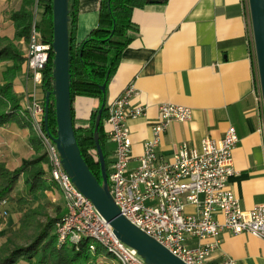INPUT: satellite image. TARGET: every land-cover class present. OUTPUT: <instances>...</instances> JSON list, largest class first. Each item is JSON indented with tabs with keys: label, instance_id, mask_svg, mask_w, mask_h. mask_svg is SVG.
Returning a JSON list of instances; mask_svg holds the SVG:
<instances>
[{
	"label": "crops",
	"instance_id": "crops-1",
	"mask_svg": "<svg viewBox=\"0 0 264 264\" xmlns=\"http://www.w3.org/2000/svg\"><path fill=\"white\" fill-rule=\"evenodd\" d=\"M99 3L100 0H77L76 44L97 26ZM22 5L23 0H0V37H14L10 14ZM41 11L38 5V21ZM249 16L246 0H164L134 8L131 39L105 83L104 96L106 106L132 83L136 90L132 103L146 107L145 116L127 121L132 140L130 168L139 163L143 141L151 136L150 124L157 117L159 103L192 110L189 121H172L163 134L158 152L167 157L182 143L199 148L203 138L219 139L233 127L238 142L232 151L234 173L228 178V185L243 210L264 202V115L258 98L260 86ZM20 47L25 50L22 41ZM10 65L0 61V85L4 84V73ZM11 85L20 108L34 89L37 98L44 100L41 86H34L24 64ZM101 102L97 105L93 97L75 96L71 103L75 127H87L91 112ZM103 127L106 129L104 123ZM30 132L29 122L20 115L0 127V162L8 169H15L23 159L35 156L29 143ZM114 148L105 133L103 153L107 170L114 160ZM21 180L24 181L22 177ZM61 199L64 204L62 193ZM6 206H0V245L5 241L2 234L13 223L2 214ZM185 210L191 213L196 209L189 204ZM219 240L218 247L208 256L209 263L232 258L236 264H264V239L223 230ZM211 242L212 238L186 240L190 247ZM102 258L114 262L110 256ZM16 264L29 262L21 259Z\"/></svg>",
	"mask_w": 264,
	"mask_h": 264
},
{
	"label": "built area",
	"instance_id": "built-area-1",
	"mask_svg": "<svg viewBox=\"0 0 264 264\" xmlns=\"http://www.w3.org/2000/svg\"><path fill=\"white\" fill-rule=\"evenodd\" d=\"M37 11L38 0L34 4L25 45L24 65L34 86L40 87L52 46L36 26ZM135 94L134 85L129 83L105 106L103 120L106 136L115 144L114 160L107 170V184L120 214L185 264H236L232 258L209 263L208 256L218 247L223 230L264 239V202L243 210L228 185V178L234 173L232 151L238 142L235 129L229 127L219 139L203 138L199 148L182 143L171 156L161 155L158 148L170 123L189 121L192 110L159 103L157 117L150 124L151 136L143 141L139 163L130 168L132 140L127 121L146 114L145 105L132 103ZM258 96L262 102L260 92ZM43 101L37 98L34 89L26 95V104L18 113L37 135L47 160L48 178L64 199L65 213L54 224L57 246L67 242L78 246L83 239H88V251L92 255L99 246L118 264H147L136 249L115 235L109 222L65 171L53 141L55 134L44 128ZM6 204L5 200L0 203ZM189 204L195 207V212H186ZM2 214L5 216L7 211L4 209ZM188 237L212 238L213 242L190 247L186 243Z\"/></svg>",
	"mask_w": 264,
	"mask_h": 264
},
{
	"label": "trees",
	"instance_id": "trees-1",
	"mask_svg": "<svg viewBox=\"0 0 264 264\" xmlns=\"http://www.w3.org/2000/svg\"><path fill=\"white\" fill-rule=\"evenodd\" d=\"M35 0H23V5L17 11L10 14L15 27L12 39L0 37V61L11 63L4 73V84L0 85V127L11 118L19 115V99L12 92V80L21 69L25 61V50L22 51L20 41L26 45L30 24L33 18L31 5ZM164 1V0H161ZM146 0H100L98 23L87 36L78 44L75 43V27L77 15V0H69V55H70V99L71 103L75 96H89L103 100L105 93L101 85L106 83L110 75L118 65L122 50L128 45L131 36V12L136 7H143ZM42 9L40 19L36 26L43 39L52 42V0H38ZM52 52L49 61L43 70L41 88L43 94L52 89ZM44 104V101H43ZM99 106L91 112L89 125L87 127H75V118L71 105V115L74 132L80 153L101 183L98 157L95 151L93 127ZM106 117L104 107L100 125L98 128V139L103 150L105 131L103 120ZM48 129L55 134L56 120L54 110V99L51 96L48 107ZM31 127V126H30ZM29 143L34 150L32 159H23L15 169H8L0 162V203L5 200L16 203L19 207L26 204L27 196H31L51 186L47 183L44 165L47 160L42 153V146L37 135L31 128ZM23 177L26 196L14 194L20 178ZM52 184H54L52 182ZM38 208L23 210L17 230H13L5 241L0 245V264H16L23 259L29 264H88L101 248L97 246L96 254L88 251V239H83L78 246L65 243L58 247L54 224L56 220L49 219L48 222L34 235L33 239L25 244H17L15 241L17 233H25L33 226L32 217H35Z\"/></svg>",
	"mask_w": 264,
	"mask_h": 264
},
{
	"label": "water",
	"instance_id": "water-1",
	"mask_svg": "<svg viewBox=\"0 0 264 264\" xmlns=\"http://www.w3.org/2000/svg\"><path fill=\"white\" fill-rule=\"evenodd\" d=\"M161 0H146L156 3ZM69 0H52V89L44 96V128L48 131V107L54 99L56 129L53 141L59 151L62 165L76 187L85 195L112 226L115 235L137 250L147 264H185L153 238L131 224L119 212L107 184L105 157L98 139L105 98L97 110L93 138L98 157L101 183L84 161L76 141L71 115L70 55H69ZM249 15L256 58L257 74L264 115V0H248ZM105 93V83L101 85Z\"/></svg>",
	"mask_w": 264,
	"mask_h": 264
},
{
	"label": "rangeland",
	"instance_id": "rangeland-1",
	"mask_svg": "<svg viewBox=\"0 0 264 264\" xmlns=\"http://www.w3.org/2000/svg\"><path fill=\"white\" fill-rule=\"evenodd\" d=\"M246 5H247L248 13H249L248 0H246ZM251 37H252V29H251ZM252 52H253V59L255 62V70L257 74L253 37H252ZM94 99L98 105V103H100L99 99L98 98H94ZM42 153H44L43 150L41 151V154ZM129 167H131L130 164H129ZM44 170H45L44 177L47 179V183L51 184L50 187L41 189V191L31 196H27L26 204H22L20 207L16 203H13V202L7 203L6 211L8 212V215H5V216L7 219H9V221L13 223H12V227L7 231V233L2 234V239L5 240L6 237L9 234H11L13 230L18 229L19 221L22 216V212L25 209L38 208V212L36 213L35 217L31 218L33 221V226L29 228L25 233H22V234L17 233L16 238H15V241L17 244H25L27 242L29 243L33 239L34 235L48 222L49 219H56L64 215L65 207L61 199L60 190L55 184H52V182L49 180L48 175H47L46 164L44 165ZM45 191L47 193H45ZM15 193L26 196L24 181L22 182L21 180L17 184V186L15 187L14 194ZM56 245H57V240H56ZM103 256L105 257L109 255L104 250L101 249L100 253L98 255H95L93 259H91V261L88 262V264H118L116 260H114L113 263L105 262L104 261L105 259L102 258Z\"/></svg>",
	"mask_w": 264,
	"mask_h": 264
}]
</instances>
